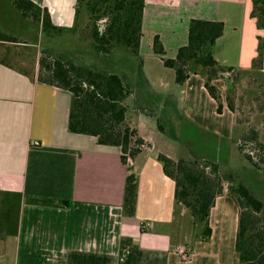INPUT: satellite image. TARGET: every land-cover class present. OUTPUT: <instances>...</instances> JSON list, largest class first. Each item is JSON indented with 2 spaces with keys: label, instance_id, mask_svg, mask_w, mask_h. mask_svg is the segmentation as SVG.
Returning a JSON list of instances; mask_svg holds the SVG:
<instances>
[{
  "label": "crops",
  "instance_id": "obj_1",
  "mask_svg": "<svg viewBox=\"0 0 264 264\" xmlns=\"http://www.w3.org/2000/svg\"><path fill=\"white\" fill-rule=\"evenodd\" d=\"M31 1L48 10L53 25H73L76 0ZM192 3L195 10L187 6ZM238 3L145 0L139 53L145 36L151 49L158 35L173 58L187 41L191 18L217 20L224 23V30L214 45V57L232 67L218 54V41ZM244 4V16L255 23L251 3L246 12L248 4ZM0 6L10 8L4 0ZM175 19L178 27L163 25ZM29 28L17 30L28 33ZM23 46L29 53L20 50ZM37 46L29 41L0 43V60H5L0 62V264H240L235 250L239 209L228 191L223 188L215 197L208 215L211 233L203 239V225L197 232V222L176 203L174 181L157 159L159 153L174 161L179 157L154 149L138 126V136L149 147L125 162L118 146L70 132L71 94L37 80L39 57L30 48ZM249 57L250 63L253 56ZM142 72L150 90L164 95L150 86L143 63ZM218 81L215 84L223 94ZM203 82L200 74L189 73L178 84L179 90L166 92L159 107L176 111L181 127L191 125L213 142L211 153L200 147L197 155L184 159H229L231 152L222 146L234 134L233 114L226 107L216 113V102ZM158 84L166 86L162 80ZM142 222L151 225L142 230ZM181 245L191 251L186 261L175 252Z\"/></svg>",
  "mask_w": 264,
  "mask_h": 264
},
{
  "label": "trees",
  "instance_id": "obj_2",
  "mask_svg": "<svg viewBox=\"0 0 264 264\" xmlns=\"http://www.w3.org/2000/svg\"><path fill=\"white\" fill-rule=\"evenodd\" d=\"M4 1L18 18L33 25L30 29H34V34L27 39L30 43L36 44L40 37L50 36L51 33H81L83 39L74 48L91 57H101L102 66L89 63L83 56H79L83 59H74L72 54H66V49L52 58L48 55L38 58L37 80L71 94L68 116L70 132L93 135L99 144L118 146L122 162L127 157H133L142 150L140 146L145 142L138 136L136 129L122 124L127 113L125 102L130 94H138L137 89L141 86L146 94H138L141 101L138 102L139 112L155 118L158 130L173 137L164 127L161 118L145 106H158L162 99L160 94L150 90L142 72L139 48L145 0H76L74 23L71 27L53 25L48 10L31 0ZM250 3V16L254 19L256 28L264 29V0H250ZM223 30L222 21L191 18L187 28V41L177 48L173 58L165 55L158 35L153 37L151 44L152 53L160 57L164 66L174 70L177 84L184 83L189 73L202 76L203 86L216 102L218 114L222 112L224 100L228 109L233 110L228 95L222 97L215 84L220 72L232 69L221 65L213 53L216 40ZM28 41L21 39L19 35L8 34L0 23V43ZM263 49L264 44L258 36L256 56L251 61L253 68H257ZM42 53L46 54L44 50ZM123 60L127 62L126 67L117 69L115 66ZM4 61L0 60L2 63ZM251 138L256 140L257 133L253 132ZM239 139L237 150L259 170L261 160L255 162L249 153L244 152ZM257 143L264 147L262 143ZM157 159L162 164L163 173L174 181L176 203L187 209L193 222L203 225L202 238L208 239L211 233L208 225L209 211L215 197L222 192L218 164L212 158H179L174 161L160 153ZM232 192L236 194L233 195ZM228 193L239 209L235 250L240 264H264V203L242 182Z\"/></svg>",
  "mask_w": 264,
  "mask_h": 264
},
{
  "label": "rangeland",
  "instance_id": "obj_3",
  "mask_svg": "<svg viewBox=\"0 0 264 264\" xmlns=\"http://www.w3.org/2000/svg\"><path fill=\"white\" fill-rule=\"evenodd\" d=\"M238 2L237 6H235V15L232 16V21L228 20V22H226V31L223 39L218 41V54L224 56L229 65H232L230 71L219 73L218 82L223 90V94H221L222 97L227 94L228 100L231 101L233 105V110L231 112L233 114L235 128L232 138L226 142L227 144H223L222 146V149L231 152L229 159H220L217 160L216 163L219 166L218 171L222 179V189L224 188L229 192L230 190L234 191L237 184L242 182L264 203V147H260L257 143L260 142L264 146V49L262 50L263 56L261 60L256 64L257 68L251 66V61L256 56L255 46L257 45L258 36L261 37L262 43L264 44V29H257L254 25L255 23L248 21V16H244V3L248 4L245 9L246 12L250 6V0H238ZM196 3L200 4V0H196ZM187 6L194 10L196 7L193 3ZM231 10H233V8ZM0 20L5 26L4 30L8 34L13 33V35L16 36L19 35L21 39H30L29 37L34 33V29L28 31V33L17 30L19 27L26 26L27 28H33V25L21 21L9 7L2 8V6H0ZM82 24H85V17L82 20ZM163 25L165 27H175V25L178 27L179 23L175 19L174 22L170 21L169 24L165 21ZM146 37L147 36L144 37L145 40L142 42L140 57L143 66H145L147 76L149 77L150 86L156 92L163 94H166V92L170 93L173 90H179L180 87L175 82L174 70L162 67L163 63L160 57L152 53L151 49L148 47L149 43L146 42L147 39L149 41V38ZM81 38L83 39L81 33L70 35H67L65 32L58 34L51 33L50 36L39 38L38 46L34 48L35 50H33L32 47L30 48L37 58L42 55H48L52 58L58 53L65 52L66 49V54H72L74 59H83L80 58L83 56L84 60H87L89 63H96L102 66L101 57H91L89 54L86 55V53L74 48V45L80 43ZM20 50L25 52L27 48L23 46ZM43 50L46 54L42 53ZM165 55L169 57L168 51H166ZM249 56H253L250 63ZM126 64L127 62L125 60L119 61L118 66L115 67L121 69L122 66L126 67ZM221 65L225 66L226 64ZM28 66L31 67L32 64L29 65L28 63ZM37 68L38 65L36 64V69ZM161 80L166 84L165 88L159 86L158 83ZM137 90L138 94H146L142 91L141 86L138 87ZM138 94L132 93L126 100L127 113L124 121L125 123L123 122L122 126L126 124L133 129H136L135 127L138 126L140 133L153 143L155 146L154 149L168 152L179 158H188L191 156V153L192 155H197L199 152L197 148L200 149V147L206 152H212V140L196 132L191 125L187 127L184 125L186 123H183L181 127V123L178 122L176 111H166L159 107V105H145V103L142 102L147 109H151L156 116L161 118L164 127L173 137L161 133L157 128L155 118L139 112V103H141V101H139L140 95L138 96ZM165 94L161 95V101H163V97L166 96ZM224 107L228 109L226 100L223 102V108ZM203 110L207 112L206 105H204ZM177 122L178 126L176 125ZM208 126L209 125H206V127ZM178 128L181 132H178ZM114 130L116 131V127ZM253 132L257 133L256 140L251 138ZM238 139L240 140L239 144H241L240 146L243 148L244 152L249 153L255 162H259V159L261 160L259 163V170L254 168L241 156L236 147ZM148 147L149 145L144 143L140 146V149L146 150ZM228 164L229 166H226ZM225 166L226 168H224ZM196 224L197 232H202V225L198 222Z\"/></svg>",
  "mask_w": 264,
  "mask_h": 264
},
{
  "label": "built area",
  "instance_id": "obj_4",
  "mask_svg": "<svg viewBox=\"0 0 264 264\" xmlns=\"http://www.w3.org/2000/svg\"><path fill=\"white\" fill-rule=\"evenodd\" d=\"M35 145H37V142H34ZM150 222H142L141 223V229L145 230L148 229L150 227ZM175 252L176 254H178L179 258L183 261H186L190 258L191 255V251L187 246L181 245V246H177L175 248Z\"/></svg>",
  "mask_w": 264,
  "mask_h": 264
}]
</instances>
